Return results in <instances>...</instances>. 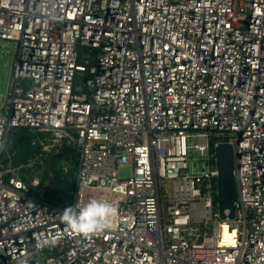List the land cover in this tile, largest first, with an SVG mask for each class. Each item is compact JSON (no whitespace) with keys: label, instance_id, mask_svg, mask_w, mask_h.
<instances>
[{"label":"built area","instance_id":"obj_1","mask_svg":"<svg viewBox=\"0 0 264 264\" xmlns=\"http://www.w3.org/2000/svg\"><path fill=\"white\" fill-rule=\"evenodd\" d=\"M0 41L16 47L0 264H264V0H0ZM17 130L38 151L13 165ZM219 141L234 149L232 219L217 210ZM93 198L118 217L85 240L59 214Z\"/></svg>","mask_w":264,"mask_h":264},{"label":"water","instance_id":"obj_2","mask_svg":"<svg viewBox=\"0 0 264 264\" xmlns=\"http://www.w3.org/2000/svg\"><path fill=\"white\" fill-rule=\"evenodd\" d=\"M3 74L4 67L0 68ZM22 141V145H20ZM7 148L12 152V164L30 160L38 151L35 134L28 130H17L9 135ZM216 177V202L220 218H234L236 211V181L234 176V149L227 141H219L214 146ZM49 165L50 162H49ZM54 187L64 196L69 197L74 185L70 180H54Z\"/></svg>","mask_w":264,"mask_h":264},{"label":"clouds","instance_id":"obj_3","mask_svg":"<svg viewBox=\"0 0 264 264\" xmlns=\"http://www.w3.org/2000/svg\"><path fill=\"white\" fill-rule=\"evenodd\" d=\"M117 217L118 209L113 203L95 198L82 206L79 204L69 206L59 214V219L66 228L85 240L111 229ZM55 243V240L47 236L37 241L41 249L51 247Z\"/></svg>","mask_w":264,"mask_h":264},{"label":"rangeland","instance_id":"obj_4","mask_svg":"<svg viewBox=\"0 0 264 264\" xmlns=\"http://www.w3.org/2000/svg\"><path fill=\"white\" fill-rule=\"evenodd\" d=\"M15 52H16V47H8L7 45L3 43V41H0V68L4 67L3 74L0 72V104L2 103L4 99V91H5V86L7 82V77L12 67V62H13ZM39 160L40 158H38V161ZM64 162H65L64 160L54 159L53 164H52V170H54L57 173L62 167V165L64 164ZM37 168L43 171L44 185L48 187L50 184V178L48 174L51 171V169L38 164L34 166V168L31 170V173H35ZM118 173L120 176L128 175L129 166L120 167L118 170Z\"/></svg>","mask_w":264,"mask_h":264},{"label":"trees","instance_id":"obj_5","mask_svg":"<svg viewBox=\"0 0 264 264\" xmlns=\"http://www.w3.org/2000/svg\"><path fill=\"white\" fill-rule=\"evenodd\" d=\"M61 158H63V156H56V158L53 157L52 160L54 161V159H57L58 160V159H61Z\"/></svg>","mask_w":264,"mask_h":264},{"label":"crops","instance_id":"obj_6","mask_svg":"<svg viewBox=\"0 0 264 264\" xmlns=\"http://www.w3.org/2000/svg\"><path fill=\"white\" fill-rule=\"evenodd\" d=\"M20 145H22L23 143H22V141H20V143H19Z\"/></svg>","mask_w":264,"mask_h":264}]
</instances>
